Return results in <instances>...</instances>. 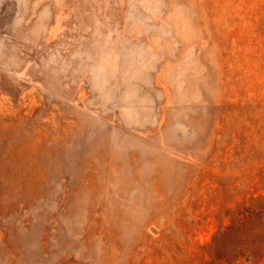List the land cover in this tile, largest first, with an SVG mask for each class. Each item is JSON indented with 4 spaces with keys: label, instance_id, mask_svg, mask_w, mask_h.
Segmentation results:
<instances>
[{
    "label": "rangeland",
    "instance_id": "1",
    "mask_svg": "<svg viewBox=\"0 0 264 264\" xmlns=\"http://www.w3.org/2000/svg\"><path fill=\"white\" fill-rule=\"evenodd\" d=\"M0 264H264V0H0Z\"/></svg>",
    "mask_w": 264,
    "mask_h": 264
}]
</instances>
